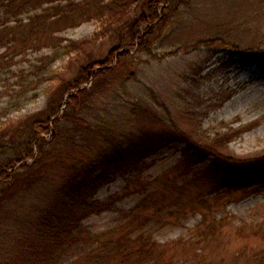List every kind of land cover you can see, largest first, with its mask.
<instances>
[{"label":"trees","instance_id":"1","mask_svg":"<svg viewBox=\"0 0 264 264\" xmlns=\"http://www.w3.org/2000/svg\"><path fill=\"white\" fill-rule=\"evenodd\" d=\"M135 2L137 17H130L129 10ZM161 2L168 5L158 22L156 12ZM179 3L180 0H0V48L12 53V59L28 50L48 48L46 54L29 61L25 72H17L9 100L0 109V124L3 117L34 101L45 82L55 83L47 108L17 124L9 120L13 127L7 140L0 143V264H174L173 252L184 246L183 242L159 244L150 231L163 222V213L176 205L166 199L164 192L156 196L161 188H150L148 193L144 189L145 196L130 209L118 206L123 195L99 200L97 194L117 176L140 182L146 159L176 140L185 145L176 166L180 173H188L211 158L213 165H224L226 172L235 177L221 187L232 189L240 183V176L248 177L249 181L243 182L249 183L264 177V157L243 161L222 155L228 147L225 136L231 130L215 135L212 141H219L218 146L191 140L174 129L155 130L151 125L128 133L120 131L116 118L103 109L93 115L91 98L105 89L112 76V70L102 67L111 61L112 54L100 63L92 57L97 42L113 37L124 41L117 50L137 44L136 53L151 55L155 29L169 19ZM91 19L100 23L92 37L73 40L59 35ZM214 42L225 41L219 37ZM243 51L246 55H240L245 58L264 62V46ZM129 56L126 51L119 54L121 64ZM63 57L68 58L67 70L57 72L54 63ZM69 74L74 76L67 77ZM91 78L89 88L68 94ZM63 102L66 107L58 116ZM131 108L129 114L139 120L150 119L149 108L142 103L132 104ZM127 118L124 113L122 120ZM49 129L53 130V138L46 142L41 135ZM92 149V157H73L75 151L92 153ZM208 167H212L211 162ZM7 170L9 173H5ZM52 181L57 185L50 187L48 197L39 206L25 204L27 196L32 199L35 190ZM104 212L116 213L104 229L94 231L85 225L86 219ZM206 221L204 216L199 227ZM261 221L242 220L236 231L249 229L254 235H264V217Z\"/></svg>","mask_w":264,"mask_h":264},{"label":"rangeland","instance_id":"2","mask_svg":"<svg viewBox=\"0 0 264 264\" xmlns=\"http://www.w3.org/2000/svg\"><path fill=\"white\" fill-rule=\"evenodd\" d=\"M167 5L165 2L158 5V22ZM137 7L135 2L129 10L130 17H137ZM168 18L155 29L151 55L136 53L137 44L117 50L124 41L113 37L97 42L92 57L100 63L112 54L111 61L102 65L112 70V76L105 89L91 98L93 115L103 109L112 119L116 118L120 131L128 133H137L145 128L143 125H151L155 130L174 129L189 135L191 140L218 146L219 141H212L215 135L231 130L225 136L228 141V147L222 150L225 158L251 161L264 157V62L245 58L243 51L264 46V0H180ZM99 29L100 23L91 19L59 35L79 40L92 37ZM219 37L229 44L212 43ZM233 43L239 46L233 47ZM125 51L130 56L121 64L119 54ZM47 52L48 48L42 47L12 59V53L0 48V109L9 100L17 72L20 69L25 72L29 61ZM67 62V57L60 58L54 63V70L66 71ZM91 84L92 78L68 94L87 89ZM54 88L53 81L45 82L34 101L2 118L0 143L7 140L13 127L10 121L17 124L47 108ZM139 103L149 108L150 119L139 120L129 114L131 105ZM65 107L63 102L58 116ZM124 113L128 117L125 121ZM52 134L53 130L49 129L41 137L49 142ZM184 147V142L178 140L164 146L146 159L140 182L117 176L99 190L97 198L105 200L123 195L118 206L130 209L145 196L144 189L148 193L150 188L151 191L161 188L156 196L164 192L166 199L175 201L176 205L165 211L163 222L150 231L159 244L183 242L184 246L173 252L174 264L192 260L191 264H264V235H254L249 229L236 231L242 220L262 222L264 177L249 183L243 182L249 181L248 177L240 176V183L232 189L221 187L235 177L226 172L224 165H213L211 158L188 173H180L176 166ZM93 151H75L73 157H92ZM210 162L212 167H208ZM56 185L52 181L47 187L35 190L32 199L26 197L25 204L39 206L48 197L50 187ZM204 216L206 225L199 227ZM115 218L116 213L104 212L86 219L85 225L99 231ZM251 255L256 257L250 259Z\"/></svg>","mask_w":264,"mask_h":264}]
</instances>
